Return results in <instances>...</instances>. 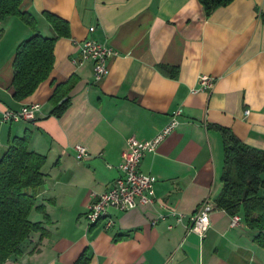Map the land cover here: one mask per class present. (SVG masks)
Wrapping results in <instances>:
<instances>
[{
	"label": "crops",
	"instance_id": "crops-1",
	"mask_svg": "<svg viewBox=\"0 0 264 264\" xmlns=\"http://www.w3.org/2000/svg\"><path fill=\"white\" fill-rule=\"evenodd\" d=\"M22 9L36 18L43 36H56L45 12L68 21L70 35L56 42L50 78L17 101L14 58L34 32L15 16L0 21V112L41 107L32 121L0 125V157L14 138L29 134L30 151L47 158L37 196L44 212L30 215L45 223L46 233L32 234L23 254L5 264H76L83 257L87 264H264L258 232L241 213L215 206L224 167L219 128L264 151V0H234L209 16L199 0H24ZM90 39L115 52L101 82L91 61L76 63L79 45ZM202 75L215 85L193 93ZM72 79L69 106L56 116L54 91ZM178 109L176 130L140 166L157 179L154 204L110 209L111 228L105 220L90 225L93 195L119 178L128 139L154 138ZM76 145L90 157L77 160ZM206 201L214 210L201 237L188 227ZM171 211L183 215L182 222L169 216L154 224Z\"/></svg>",
	"mask_w": 264,
	"mask_h": 264
},
{
	"label": "trees",
	"instance_id": "trees-1",
	"mask_svg": "<svg viewBox=\"0 0 264 264\" xmlns=\"http://www.w3.org/2000/svg\"><path fill=\"white\" fill-rule=\"evenodd\" d=\"M234 0H199L206 14L227 6ZM24 0H0V21L15 16L33 30V35L17 49L14 58V97L23 101L33 95L50 78L55 64V45L59 38L70 35L65 19L45 12L56 36H43L37 29L36 18L22 9ZM76 83L72 79L56 87L51 102L53 114L62 116L69 106L66 99ZM224 145L222 190L216 199V209L232 216L242 214L246 225L258 232L255 241L264 248V151L248 146L231 130L219 128ZM30 136L14 138L0 157V264L13 256H21L26 241L34 233L45 235V223L32 222L30 215L37 206L39 190L47 175L43 168L46 156L29 149ZM46 216V222L48 216ZM76 264H87L81 258Z\"/></svg>",
	"mask_w": 264,
	"mask_h": 264
},
{
	"label": "built area",
	"instance_id": "built-area-1",
	"mask_svg": "<svg viewBox=\"0 0 264 264\" xmlns=\"http://www.w3.org/2000/svg\"><path fill=\"white\" fill-rule=\"evenodd\" d=\"M90 32L95 31L91 27ZM81 57L76 61L82 65L87 61L93 63V74L96 82H101L109 75L108 62L115 54L114 50L107 43H100L95 40H85L80 45ZM215 85V79L210 75H202L198 81V87L193 89V93L210 92ZM39 104H30L24 106L19 111L0 112V125L13 124L21 121H32L40 111ZM182 109L173 112L170 122L157 133V135L148 140L141 142L135 137L127 141V149L123 152V161L118 166L120 171L119 178L102 194L93 195V201L86 212V218L90 225L105 220L106 228H111L115 224L114 219L110 216V209L114 208L121 212H128L139 206L152 205L156 201L155 184L156 177L144 174L141 169L143 158L150 153H155L162 142L169 137L180 123ZM75 157L82 161L90 157L88 149L83 145L74 147ZM213 205L206 201L200 209L191 217L189 232H194L204 237L211 227L210 214L213 212ZM176 217L178 222H182L183 215L176 211H171L169 215L160 214L154 221V224L160 220H166L167 217ZM236 217L233 223H237ZM173 228V225H169Z\"/></svg>",
	"mask_w": 264,
	"mask_h": 264
}]
</instances>
